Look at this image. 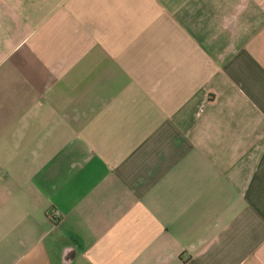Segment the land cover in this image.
<instances>
[{
	"label": "crops",
	"instance_id": "obj_1",
	"mask_svg": "<svg viewBox=\"0 0 264 264\" xmlns=\"http://www.w3.org/2000/svg\"><path fill=\"white\" fill-rule=\"evenodd\" d=\"M0 264H264V0H0Z\"/></svg>",
	"mask_w": 264,
	"mask_h": 264
},
{
	"label": "built area",
	"instance_id": "obj_2",
	"mask_svg": "<svg viewBox=\"0 0 264 264\" xmlns=\"http://www.w3.org/2000/svg\"><path fill=\"white\" fill-rule=\"evenodd\" d=\"M53 213H54V215L57 216V217H60V216H61V215H60V212H59L58 210H55Z\"/></svg>",
	"mask_w": 264,
	"mask_h": 264
}]
</instances>
